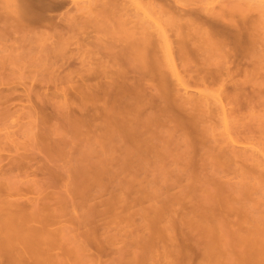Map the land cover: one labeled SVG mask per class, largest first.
<instances>
[{
    "label": "bare ground",
    "instance_id": "6f19581e",
    "mask_svg": "<svg viewBox=\"0 0 264 264\" xmlns=\"http://www.w3.org/2000/svg\"><path fill=\"white\" fill-rule=\"evenodd\" d=\"M137 1L138 0H0V10L4 7V11H0V62L3 64V51L7 52L6 50L9 48L5 45L4 47H7V49L5 50L3 49L4 47L2 48V44L5 41L13 40L14 42H17V48L14 49L10 47L9 50L12 49L13 51H9V56L7 55L8 57L5 56L7 58L6 60L9 61L8 63L11 61V63L17 64L21 63L23 59L25 60L26 56L28 57L27 53L30 49L29 45L36 38L48 41L50 37V40L55 37V40L53 39L51 41L52 43L50 42L51 44L45 43L41 46V60H48L49 57L54 54V51L58 46L65 45L66 43L68 44L71 41L70 38L74 39L73 35L72 37L70 35L67 36L66 32L71 31L74 33L75 30L80 31L82 28L92 25L97 32L107 35L106 37L108 40L113 38L114 43L103 48V55L101 54V57L98 56V54L101 53L99 51H96L97 54L94 53L93 50H91L93 52L92 54L91 51H87L90 56L89 57L88 54L86 55L89 57V60L87 59L88 57H86L89 61L86 60L88 62L86 66H88V68H85L88 72V79L92 81L94 78L98 77H95V75L100 74V79L98 78L100 83L98 82V85H96L97 81L89 82V80H87L88 82H85L84 80V84L88 83V87L86 85L87 89L82 93L81 101L85 102L84 104H92L91 106H95V109L96 105L102 103V107H100L102 108L100 109L101 111L98 110L97 112L91 106L88 108L92 109L91 111H93V114L97 113L100 115V112H102V115L98 117H103V124H101L102 127L100 126V133H93V130V134L88 135V137L86 136V139L88 140L86 142L87 144H84L86 146H84L85 150L83 151L85 159H81L82 161L80 160V164H76L78 170L76 171V169H74L75 172H72L75 174V178L72 177V179L74 182L76 181L74 190H77L74 192L77 195L78 193L81 195L82 192L85 191V193H83L85 195L87 190L89 191L86 187L88 186L90 188L91 181H96L97 183L100 178L102 179L101 175L102 172H105L106 163L108 162L107 164H109L110 162V164L114 163L116 166L118 164V169L121 168V172L125 171V173L122 174H126L129 171L136 173V175L134 174V176L131 177V180L128 176L127 178H123V180H126V183H124L125 185L128 183L131 185V181L134 182L133 186L134 184H140L138 185L139 187L136 185L138 187L137 189H139V193L137 192L138 196L144 195L146 198L145 194L149 193L147 196L154 198V200L155 198L159 200L158 198L161 197V188L164 187L166 189L165 185H168V182L171 180L170 171L166 170L169 163L185 162L184 164H181V168L179 166L180 169L176 168V170L178 169L177 171L179 174L181 173L185 175L186 179L189 180V185L186 182L187 186L185 184L181 185L186 186H184V189H181V193L175 194L174 196L172 195V197L169 196V198L164 197L166 204L162 205L163 207H159L152 203L154 206L152 209H149L153 212L151 215H153L154 218H159L167 211L174 212V208L176 207L173 206L176 205V203L182 206V209L185 208L186 212H184V210V213H182L181 207H178L181 209L180 211L182 215H180L185 217V219L187 218V221L183 218L186 221H184V225L187 228L184 229L187 231L189 230L193 236H197L198 243L196 242L197 244H194V246L198 245V249H196L199 251V253H197V250H195L197 253H195V256L198 257L199 255L197 264H264V202L262 201V197L264 196V160L258 159L260 156L258 155L259 157H257V154H259L257 152L260 150L257 151L255 141L251 140L255 139L258 142L259 138L256 139L257 134L260 135L262 133L257 132L263 131L264 134V118L262 117L263 115L259 116L258 113V116L254 115V112L253 114L249 113V111L251 112L250 109H252L251 105H253V111H255L254 104L258 106L259 102L262 101L260 98L262 97V94H264V88L262 89L263 91L261 90V81L263 79L260 81L259 77L256 76L257 73H255L259 69L262 70L264 68V65H261V60L264 58V45L261 46V41L259 40V37H257L258 35L255 34L256 31L254 30L256 26L253 22L249 21L250 18H247L243 12L246 9L242 11L241 8L231 5L225 8L221 7L222 9L218 8L217 11H213V8L215 7H213L212 10L209 7L202 6L195 9L192 7L189 9L175 8L176 10L173 11L170 5V9L167 7L168 5H164V7L169 9L166 10V8L164 9V7H162L163 5H158L157 2L155 5L160 6L158 9H162L161 12H159L162 20L160 19V16H158V20H150V17L144 12H138V9H141L140 6L142 4H139L140 2L138 3ZM155 1H159L161 4L163 3V0ZM131 5H135L137 10L134 8L131 9ZM61 9H65V11H62ZM216 9L217 8H215V10ZM56 10H61L63 12L62 17L58 13V17L60 16L59 21H57L55 13V15L49 14V12H54ZM155 11H153V13ZM203 12H206V15ZM58 23L60 24L58 25L60 28L57 26ZM62 23L63 26H61ZM41 26H49L48 28H50V31L53 30V34L49 37L51 34L49 31V34L47 33L48 36L43 32L40 33L38 30ZM45 29L47 30V27ZM168 31L171 32L170 35ZM75 36H77V34ZM97 40L96 43L99 41ZM93 41L94 40L92 39V45ZM70 45H73V43ZM83 48L85 49V47ZM77 53L78 52H76V54ZM95 54L97 55V58ZM238 57H242V60L249 57L253 58L255 60V62L253 61L255 64L253 66H255V68L252 66L254 71H246L248 69L247 67L245 70H243L242 67L238 68L242 62L240 59L241 62L239 63L240 60ZM233 58L238 59L236 61V63H239L238 66L233 65ZM231 63L233 66L237 67L236 69H238V71H236L235 67L230 66ZM180 67H183L185 71L193 74H190L193 78L190 75L188 76H190L194 82L192 87L195 89L198 88V91H195V94H189V92L182 86L187 85L188 82L185 83L183 79L186 78L183 77L189 73L186 72L187 74H185L184 71L180 70ZM240 68L244 71L243 75L245 77H243V80L235 74L236 72H240ZM69 78L71 79V77ZM206 78L212 79V83L217 84L220 87H218L219 93L217 96L219 102H216L219 103L220 110H218L222 114L221 119L224 131L222 130L219 132L224 133H220L219 135L223 139H217L218 134H216V129H214L213 125L208 124L211 118L206 115V109H204L206 103V99L204 100V92L205 88L208 89V87H204L205 80L203 86L198 83L199 79L203 82V79ZM209 79L206 80L209 82ZM250 82L254 86L250 91L251 93L247 92L250 93L247 95V88L245 86ZM176 84H178V86L180 85L181 88H184L185 94L181 93V89L177 90L179 87ZM191 84L189 81V86ZM1 94L2 93H0V96L2 98L6 95V93H3V95ZM9 95L10 94H7L5 99H9V97H7ZM19 98L21 97L19 96ZM8 99L6 100L8 101ZM1 100L0 105L1 102H5L4 99ZM253 101L257 102L254 103ZM99 102L100 104H98ZM9 104L10 102L6 104L2 103L1 107L3 106L4 108L0 111V121L4 120L6 116L8 117V114L12 111L8 110V108L12 109L9 107ZM228 105L230 106L228 107ZM5 107H7V109ZM240 109H249L247 112L249 115H242L244 110L240 111ZM262 110L264 111V109ZM237 112H241V114H238ZM92 117L96 118L95 114ZM34 121L36 120L34 119ZM212 121H214V119ZM251 122L256 124V126L254 125V127H252V124L250 126ZM216 123L219 122L217 121ZM35 127L37 126L35 125ZM251 127L256 128L252 129ZM246 128L247 132L245 130ZM257 128H259L258 130L260 131H257ZM30 129L31 127L29 130ZM253 130L257 132L254 133ZM32 132L36 134L35 131H31V135L33 134ZM244 133L247 135L245 134V136H243ZM231 134L232 136L236 134V136L232 137ZM251 134L253 138L249 137ZM39 135L40 133L38 135L36 134V138ZM222 135H225L226 137L224 136V138ZM259 135L258 137L262 139V136ZM41 137L42 136H40V138ZM5 138L7 137L5 136ZM32 138L34 137L32 136ZM37 140L41 141L42 139L40 140L38 138ZM31 141L33 140L31 139ZM233 142H238L241 146H236ZM39 143H43V140ZM39 143H37L38 146ZM49 143L47 142L46 145L43 144V147L46 153H49L50 155V151L55 145L50 148L49 145H52V143ZM242 144L250 146H243ZM34 146H31V148H34ZM40 146L42 149V145ZM52 150H55V148ZM263 150L264 149H262V151ZM54 153H56L58 157L64 156L63 154V156H59L61 154L57 151ZM115 154L119 155L114 157ZM198 154L201 156L200 163L208 164L207 167L212 171V173L210 172L212 176L216 173H219L220 175L221 172L228 174L225 173L226 171H231L232 173H229L233 175V171L236 167L235 172L238 171L237 173L239 174V177L238 174L234 172L237 174V176L234 174L236 177L235 179L238 177V180L239 178L240 180L238 182L236 181L237 184H234V182H232L233 184H230L231 181L227 184V180L224 183L225 180H222L223 173L221 178L217 175L219 176L217 177L219 179L218 182H216L217 178L215 179L214 177H208V179L204 178L208 173H205L206 175L203 174L204 176L201 178L204 171H201L202 173H200V176L196 173L197 171H195L197 168L193 169L195 166H198V169H201L199 168L200 164L198 165V158H200ZM191 155L195 156L191 157ZM191 158H194V161L197 163L193 162ZM201 160L203 162H201ZM19 161L17 160V168H19V165L22 162L20 161L19 163ZM248 161L251 162V164L254 163L252 168H247V164L243 166L244 163H249ZM237 163H239V165H237ZM240 163L243 168H240ZM27 164L28 163L26 162V165ZM109 165L108 167H110ZM236 165L239 166V168ZM200 166L204 167L205 164H201ZM173 169L175 168H171V170ZM144 170H150L149 172L153 173L152 177H150L151 179H146L142 173H140L142 171L144 172ZM138 171L143 178L137 174ZM116 172H119V170ZM119 174L121 173L119 172ZM175 175L177 174L175 173ZM10 176L9 179L13 177ZM2 177L0 178V192L1 189L5 187V189L2 190V193L6 194L5 196L7 197V195L12 193V191H7L11 190V186L9 187V185H12L14 181L13 178L10 179L12 180L11 184V181L8 178L5 179L6 176L4 178ZM124 177L126 176L124 175ZM118 178L120 179L119 176ZM181 179L179 182H181ZM235 179L233 178V180ZM127 180L130 181L127 183ZM99 182L98 184H100ZM145 182L147 186L143 184ZM15 183L17 182L15 181L14 184ZM96 183L91 182L93 185ZM121 184L123 185V182ZM161 184L165 185L162 187ZM178 185H180V183L175 185V187H178ZM143 187H146L145 194L140 193V191H144L140 190V188L144 189ZM15 188L17 187H14L13 189ZM166 190L169 191V189ZM168 191L164 192L169 194L170 192ZM1 194L0 253H7L9 250L18 249L16 254L13 252L10 253L11 258L17 257L16 259H13L15 263L25 264V259L28 260L27 258L35 262H40L42 259L34 256L30 251L37 250L38 247L41 246V240H43V238L39 235L41 229L40 225L45 224L44 218H48L56 213V208L51 206L50 208L55 209L51 210L49 209L50 203L47 204V202H44V205L42 202L41 204H43V206L40 204L42 208L40 206L37 208L38 206L34 205L37 207L34 209L31 207L28 210V207H26L27 205L25 206L22 202H18L19 200L17 201L10 198L12 194L7 198L3 194L1 196ZM253 195H255V198L257 196L258 199L256 201L254 200L255 198L252 197ZM157 196L160 197L157 198ZM141 197V199H143V196ZM251 197L254 199H250ZM138 198L140 199V196ZM260 198H262V200H260ZM56 199L57 197L55 200ZM249 200H254L255 202ZM187 203H190V205L187 206L188 208L185 206ZM176 215H178V213ZM165 217L167 216L165 215ZM175 218H177V216ZM170 219L173 221V218ZM158 220H160V218ZM37 222H39L40 225H35ZM179 224L180 223L177 225ZM169 225H166V227ZM170 226L173 227V224ZM170 226L168 229L171 231L172 229H170ZM22 231H28L29 235L25 237L19 235L18 233ZM183 234L185 235V233ZM185 236H188V232ZM189 236L193 239L192 235ZM194 238L196 241L195 236ZM189 242H191V240ZM184 244L186 245V243H183V245ZM178 245L179 244H177V246ZM153 247H155V245ZM146 248L148 249V247ZM169 249L168 251L167 249L164 250L165 258L164 256L163 258L165 261L162 259V261H164L163 263H161V260L146 262L143 261L145 259L136 257L131 259L127 264H180L179 262L183 261L184 258L180 259L179 255H184L186 258L187 262L183 261V264H190L189 262H191V258L189 257H191L192 254L191 249L188 250V248H184L185 250H183L180 248V245L179 249L181 250L176 249V246L175 248L173 247L170 250ZM188 252L190 254H188ZM169 256H175L176 259L179 258L180 261L178 262V259L176 260L173 258L176 260L175 262V260L170 259ZM195 256H193V258H195Z\"/></svg>",
    "mask_w": 264,
    "mask_h": 264
},
{
    "label": "rangeland",
    "instance_id": "374dc122",
    "mask_svg": "<svg viewBox=\"0 0 264 264\" xmlns=\"http://www.w3.org/2000/svg\"><path fill=\"white\" fill-rule=\"evenodd\" d=\"M160 1H162V0H160ZM137 2L138 3L140 2L139 4H142L140 6L141 9H138L139 10L138 12H140V13L144 12L148 17H150L149 18L150 20H158V18H159L158 16L161 15L159 12H161L162 9L161 10H160V8L158 9V7H160V6H158L159 4L161 6L163 5L162 7H164V5L165 6L168 5L167 7L169 9L172 7L173 11L176 10L175 8H177V9L178 8L189 9L192 7L193 9H195V8H198L199 6L200 7L201 6L202 7H209L211 9L213 7H215L217 9L215 10V8H213L214 10L213 9L212 10L217 11L218 8L222 9L221 7L225 8V7H229L230 5L235 6V7L237 6V8H241L242 11L246 9L243 12L247 16V18L248 17L250 18L249 21L253 22V24H255V26L257 28V29L255 28V30H254V31H256L255 34L258 35L257 37H259V40L261 41V44H262L261 46L264 45V0H163L162 4H161V2L155 1V0H152V1L151 0L150 1L149 0H138ZM147 2H148V4H147ZM156 3L158 5H155ZM165 3H167V4H165ZM232 3L233 4L236 3V4L233 5ZM151 4H152V6H151ZM167 7H164V9L166 8V10H169V9H167ZM3 8H1L0 11L3 12L4 11ZM132 8L137 10L135 5H131V9ZM61 10L65 11V9H61ZM61 10H58V11L56 10L57 12L51 11V12H49V14H51V15L56 14L55 16H57L56 17L57 21H59L60 16L62 17V13H63ZM153 11H155V12L153 13ZM58 13L60 14L59 17H58V15H59ZM203 13H205V15H206V12H203ZM160 19L162 20L161 16H160ZM163 19H164V17H163ZM60 23H61V20H60ZM58 25H60V24L58 23L57 26ZM61 26H63V23L61 24ZM43 27H45V26H41V27H39L40 29L38 28L39 30L38 29L37 30L40 33H42V32L45 33V35L48 33V31H49V33L51 32V34L49 35V37H50L53 34V32H52L53 30L50 31V28H48L49 26H46L47 30L45 29L46 27L45 28H43ZM58 27L60 28V26H58ZM83 29H85V30H83ZM56 30H58V29H56ZM77 31L75 30L74 33L71 31L66 32L67 36L70 35L72 37V35H73L74 39L70 38L71 41L70 42L68 41L69 42L68 44L66 43L65 45L58 46L55 49L54 54L51 55L48 60H46V59L41 60L42 59V57H41L42 55L40 52L41 46L44 45L45 43L51 44L52 43L51 41L53 39L55 40V37H53L52 40H50L51 37H50V39L47 38L48 41L47 40L45 41L44 39H40V38L34 39L31 42V44L29 45L30 49L28 50V53H27L28 57L26 56L25 60L23 59L21 63H17V64L11 63V61H10V63H8L9 61H7L6 60L7 58L5 57L7 55L9 56V51L12 50V49L9 50L10 47H12L14 49L17 48V45H18V44L16 45L17 42L10 40V41H5L2 44L3 45L2 48L4 47V45L9 47V48L8 49H7V47L3 48L5 50L7 49L6 50L7 52L3 51L4 55L3 54L2 55L5 59L2 57L3 64H1L2 62H0V65H1L0 71L3 70V71H1L2 73L0 72V74L2 75V76L0 75V79L2 80V81L0 80V93H2L1 95H3V93H6V95L7 94H10V95L7 96V97H9V99L6 98V99H8V101L5 99L6 95H4V98H2L0 96L1 99L5 100V102H1V105H2V103L6 104V103L10 102L9 107L12 109L8 108V110L9 111L12 110L11 111L12 113L10 112L11 114L9 113L8 117L6 116V118H4V120L0 121V178L2 176H4V177L6 176L5 179L6 178L9 179L10 175H11L10 177L13 176L12 177L13 181L14 182L16 181L17 183L14 184V182H13V184H12V180H10L12 178H10L9 180L11 181L10 183L13 186L15 185L14 187H17V188H15L16 189L15 190V189H13L14 187L12 185H9V187L11 186V188H10L11 190L10 191L8 190L7 192L12 191V193H11L12 195L9 194V195H7V197L11 195L10 198L17 200V201L19 200L18 202H20V203L22 202V204L25 206L27 205L26 207H28V210L31 207H33L32 209L36 208L37 206H38L37 208H39V206L42 202L43 203L47 202V204L50 203L49 209H51V210H55L54 208L53 209L50 208L51 206L56 208V213L54 215L49 216L48 218H44L45 224L40 225L39 222H37V224H35L37 226H38V224L41 226L39 235L43 238V240H41V246H39L37 250L30 251V253L36 257L41 258L42 260H40V262H37V261L35 262V261L27 258L28 260L25 259V264H127L128 262H130L131 259H134L136 257L145 259L143 261H146V262H151V261H156V260L160 261L161 260V263H163L165 261L164 260V258H165L164 250L167 249V251H168L169 248L170 249L173 247L175 248V246H176V249H179V245H180V248L183 250H185L184 248H186V249L188 248V250L191 249L192 254H191V257H189V258H191V260H190L191 262H189V261L188 262L190 264H197V261H198L197 259L199 258V255H198V257H196L195 255L197 253H199V251L197 250L198 245H195L196 246L195 247L194 244L198 243L197 242L198 239H197V236L194 235L196 237V241H195L193 234H191L189 232V230L188 231L185 230L187 228L184 225V221L185 220L187 221V218L185 219V217L181 216L182 213L186 212L185 208L182 209V206H180L179 204L176 203V205H178V206H176V205L173 206V207H176V208H174L175 211L174 212L173 211L172 212H170V211L166 212L165 211L166 213L165 214L163 213L164 215L162 214V216L159 217L160 220H158L159 219L158 217H155V218H157V219H155L153 217V215H151V214H153L152 210H149V209H152V207L154 205H157L159 207L160 206L163 207L162 205L166 204L164 197L169 198V196L172 197V195L174 196L175 194H179V193H181L180 192L181 189H184L187 186L186 182L188 183L189 180L186 179L184 174H181V173L179 174L177 171L178 169L176 170V168H179V166L181 168V164H184L185 162L184 163L179 162L180 164L177 162L176 163L171 162L172 164L169 163V166H167L168 168L166 170L170 171V178H171V180L169 181L170 183L168 182V185L167 184L166 185L161 184L162 187H163V185H165L166 189H169V191L166 190L164 187L163 188L160 187L161 188V193H160L161 197L157 196V198L160 197V198H158L159 200H157L156 198L154 200V198H150V196H147V195H149V193L145 192L146 187L145 188L143 187L144 189L140 188V190H144L142 192L140 191V193L141 194L146 193L145 194L146 198L144 195H139L140 196V199H139L138 198L139 197L138 196V193H139L138 190L139 189H137V188L139 187L138 185H140V184L139 183H138V185L136 184L138 186L137 187L135 184L133 186L134 182H132V181H131V183H132L131 185H130V183H128L132 179L131 177L134 176V174L136 175V173L126 171L129 174L128 173L122 174V173H125V171L121 172V168L119 167L120 169H118V164L116 166V164H114V163L110 164V162H109L110 165L107 164L108 162L106 163V168L104 170L105 172H102V175H101L102 179L101 178L99 179V181L100 180L101 181L100 182L97 181V183H96V181H91V182H94L96 184L93 185L90 182L91 186L88 184L90 186V188L88 186L86 187V189L88 188L89 191L87 190L85 195L83 194V193H85V191L84 192L81 191L82 192L81 195H83V196H81L79 193L77 195L74 192L77 190H74L75 189L74 187L76 186V183H75L76 181L74 182V180L72 179V177L75 178V174L72 172L74 171V169H76V171H77L78 166L76 164H78L81 159L82 160L85 159V157L83 156L84 155L83 151L85 150L84 146H86L84 144L88 140L86 138L88 137V135H91L95 132L100 133L101 132L100 126L102 127L101 124H103V120H102L103 117L102 116H101L102 118L98 117V116L102 115V112H100V115H98L97 113H94L96 118L92 117V116H94V114L92 113L93 111H91L92 110L91 108H88L92 104L86 103L87 104L86 105V104H84L85 102L81 101L82 100L81 95L87 89L86 85L88 87V83L84 84L85 82H88L87 80H89L88 75H87L88 72L85 69L86 67L88 68V66H86V64H88V62H89L88 60L90 57L88 52H90L91 50H93L94 53H96V51L97 52L99 51L101 53L98 54V56L101 57V54L103 55V48L114 43L113 38L111 39L110 36L108 35L110 38L108 40L106 37L107 35L100 34L99 32H97V30L92 25L86 26V27L82 28L80 31L79 30H77ZM85 31H86V34H85ZM90 32H91V34H90ZM168 33H169V35L171 34V32H169V31H168ZM48 34H47V36H48ZM76 34H77V36H75ZM94 36H95V38H94ZM87 39H89V40H87ZM92 39L94 40L93 45L91 44ZM80 40H82V41H80ZM96 40L99 43L98 42L96 43ZM85 41H87V42H85ZM100 41L102 44L100 43ZM88 42H90V43H88ZM72 43H73V45H70ZM99 44H101L102 46ZM83 47H85V49ZM76 52H78L79 54L78 53L76 54ZM14 53H16V52H14ZM92 53L93 52L91 51V54ZM87 54L89 57L86 56ZM79 55H81L83 57H81ZM44 56H45V54H44ZM86 57H88L87 58L88 60L86 59ZM96 58H97V55H96ZM238 58H239V60L243 59L242 57H238ZM44 60H46V61H44ZM232 60L234 61L233 65H235V66H238L239 63L241 62V60H240L239 63L237 62L238 63L237 64L236 61L238 59L233 58ZM244 60H242V62L238 66V68L242 67L243 70L248 68L246 70L248 72L254 71L253 67L255 68V66H253V65H255L254 64L255 60L251 57H249L247 59L244 58ZM0 61H1V59H0ZM246 61H247V64L249 66L246 64ZM261 62H262L261 65L263 66L264 65V58H263V60H261ZM5 63H7V64H5ZM6 65H8V66H6ZM233 65L231 63L230 66H233ZM235 66H233V67H235ZM180 68H181L180 69L181 71H184V73L187 74L186 72H188V71H185L183 69V67H180ZM236 68L237 67H235V69ZM242 69L240 68V70H239L240 72H238V73L236 72V71H238V69H236V71H235L236 72L235 74H237V76H239V78L241 80H243V77H245L243 75L244 71ZM4 71H5V73H4ZM188 73L189 74L184 75L182 72V74L184 75V77L183 76L182 77L186 78L183 80L185 81V83L188 82L187 83L188 87H187V85H182V86L189 92V94L190 93L195 94V91L197 92L198 88L195 89L194 87H192L194 82L190 78V76L192 77L193 74L190 72H188ZM255 73H257L256 76L259 77L260 81L263 79L261 81L262 82L261 90H262L264 88V86H263L264 85V68L262 70L259 69ZM82 74L84 75V77ZM190 74H192V75H190ZM7 75H8V77H7ZM85 75H86V77H85ZM99 75L100 74L95 75V77H97V76L98 77L94 78V80H92V81H97L96 85H98V82L100 81ZM188 75H190V76H188ZM69 77H71L72 80ZM62 79H64V80H62ZM206 79H209V78H206ZM206 79H203V82L201 79H199V81L198 80L197 81H198L199 85L201 84V86H203L204 80H205L204 87L205 86L208 87V89L205 88V92H204V94H205L204 100L206 99V103H207V104L205 103L204 109H206L205 110L206 115L211 118L208 124L213 125L214 129H216V134H218L217 135L218 137L216 136L217 139L218 138L223 139L219 135L221 133L219 131H222V130L224 131V127H223L222 119H221L222 114L219 111L220 110L219 109V103H217V102H219V100L217 99L218 98L217 96H218V93H219L218 90L220 87H219V85L212 83L213 82L212 79H209V82ZM53 80H54V82H53ZM84 80H85V82H84ZM103 80H105V79H103ZM186 80H188V81H186ZM200 80H201V82H200ZM90 81L91 80H89V82ZM189 81H190V84L192 82V84L190 85L191 87L189 86ZM82 84H84V85H82ZM94 84H95V82H94ZM176 85L178 86V84H176ZM80 86H81V89H80ZM83 86H85V87H83ZM253 86L254 85L251 82L247 83L245 86L247 88V91L245 90L246 93L250 92L252 90ZM178 87H179V89L176 87L177 90L181 89L180 91L183 94L185 92L184 88L183 87L181 88L180 85ZM26 93H27V95H26ZM250 93H247V95ZM19 96L21 98H19ZM263 96H264V94H262V97ZM262 97L260 99L264 102V97L263 98ZM20 99H21V101H20ZM262 101L259 102V104L257 103L258 106L256 104H254L255 105V107H254L255 111H253V105H251L252 106V109H250L251 112L249 111V109L248 110L247 109H242V110L240 109V111L244 110L242 112V115L245 114V116H248L249 113L253 114V112H254V115H256V116L263 115L262 117L264 118V111L262 110V109H264V103ZM97 102H96V104H97ZM256 102H254V103H256ZM96 104H94V105H96ZM98 104H100V102ZM101 104L96 105V109H95V106H91V107H93L98 112V110L102 109V108H100V107H102ZM245 104H246V102H245ZM1 105H0V108H1L0 111H2V108H4L3 106L1 107ZM260 105H261V107H260ZM229 106L230 105H228V107ZM14 107H15V109H14ZM16 107H17V109H16ZM246 107H248V106H246ZM5 108L7 109V107H5ZM240 108H241V106H240ZM244 108H245V106H244ZM237 109H238V106H237ZM238 111H239V109H238ZM248 111H249V113H247ZM207 112H209L210 114ZM237 113L241 114V112H237ZM257 113H258V115H257ZM90 115H92V116H90ZM90 117H92V118L89 119ZM248 118H246V119H248ZM34 119L36 121H34ZM213 119H214V121H212ZM246 119H244V120H246ZM32 121L35 122V123L34 122L33 123L37 127H35V125L33 123H31ZM39 121H40V123H39ZM217 121L219 123H216ZM26 124H27V126L28 125L29 126L27 127ZM217 124H219V125H217ZM251 124H252V127H254V125L256 126V124H253L252 122L250 123V126H251ZM30 127H31V129L29 130ZM53 128H54V130H53ZM55 128H56V131H55ZM248 128L250 129L249 126H248ZM255 128H252V129H255ZM258 129L259 128H257V131H260ZM245 130L247 132V128ZM31 131H35L37 135L40 133V135L36 138V136H35L36 134L34 132H32L33 134L31 135ZM41 131H43V132H41ZM92 131H93V133H92ZM217 132H219V133H217ZM256 132L254 131V133H256ZM43 133H44V135H43ZM222 133H224V132H222ZM257 133L263 134V131L257 132ZM232 134H234V133H232ZM232 134H231V136H232ZM245 134L246 133H244L243 136H245ZM262 134H260V135L257 134V138L255 137L256 139L259 138L258 142L255 139H251L252 141H255V145H256L255 147H257V151L260 150L259 152H257V153H259V154H257V157L260 156V158H258L260 160H264V150L262 151V149H264V147H263L264 146V139H263L264 134H263V136H262ZM258 135L262 136L261 137L262 139H260V137H258ZM5 136L7 138H5ZM32 136L34 138H32ZM40 136H42V137L40 138ZM222 136L224 137L225 135H222ZM233 136H236V134ZM239 137H240V135H239ZM249 137L253 138L252 134ZM38 138L40 140L42 139L43 143L40 144L39 142H42V140L39 141V140H37ZM31 139L33 141H31ZM65 139H66V141H65ZM50 140L52 142L54 141L55 144H54V142L52 143ZM242 140H244V139H242ZM29 141L31 142V144ZM35 142H36V144L39 143V146L42 145V147L44 146L43 144L46 145L47 142L48 143L50 142L49 144L52 143V145L47 144L50 146V148L54 145L56 147L55 146L53 147V148H55V150H52L53 148L51 149L50 155H49V153H46L44 147L41 149V146L39 147L38 144L36 146ZM233 143L236 146H241V144L238 142H233ZM257 143H259V144H257ZM32 144H34L36 147ZM242 145L244 146L245 144H242ZM31 146H34V148H31ZM245 146H250V145H245ZM24 147H25V149H24ZM59 147H61V148H59ZM55 151H57L58 153L60 152L59 154H61V155H59V156H63V155L64 156L58 157V155H56V153H54ZM62 151H64V152H62ZM118 155L115 154L114 157H117ZM192 156L193 155H191V157ZM114 157H112V158H114ZM198 157H196V158H198ZM60 158H62V159H60ZM19 159H20V161H22L21 163H20ZM198 159H199L198 165L199 164L200 165L205 164V166L202 167L199 165V168H201V169H198V166L196 167L194 165L195 168H193V169L197 168L198 170L196 169L195 171H197L196 173L199 175H200V173H202L204 171L202 173V176L200 175L201 178H203V176L206 175L205 173H208V175H206L207 177L204 176V178H207V179H208V177H214L216 179L219 176H220L219 178H221V175L223 172H221L220 175H219V173H216L214 176H212L211 175L212 171L209 169V167H207L208 164L207 163H204V164L200 163L201 156ZM17 160L19 161L20 165H23V164L24 165L23 166L19 165V168H17L18 167V165L16 167V164H18ZM191 160L193 162H196V161H194V158H191ZM240 161H238V162H240ZM26 162L28 163L27 165H26ZM201 162H203V161L201 160ZM252 162H254V161H252ZM84 163H87V162H84ZM196 163H194V164H196ZM241 163H240V165H241L240 168H243V166H245L246 164H247V166H246L247 168H252L253 164H254V163L251 164V162H249V163L243 162L244 165L242 166ZM10 164H11V166H10ZM108 165L110 167H108ZM237 165H239V163H237ZM237 167L239 168V166H237ZM171 168H175V169H173L174 172H173V170H171ZM205 168L209 169L210 171L205 169ZM210 168H211V166H210ZM117 170H119V172L121 174H119V172H116ZM205 170H207V171H205ZM235 170H236V167H235ZM235 170L233 171V175L230 174V173H232L231 171H229L230 173L227 171L226 172L224 171L225 173H228V174L223 173V175H222L224 177V178L222 177V180L223 179L225 180V181L223 180L224 183L227 180V182H226L227 184L230 181H231L230 184H233L232 182H234V184H237V182L240 180V178L238 180L239 174L237 173L238 171L235 172ZM149 171L150 170H148V171L144 170V172H148V173H144L143 171L140 173H142V175L146 179L147 178L151 179L150 177H152L153 173H151ZM234 172L238 174L237 179H235L236 178L235 175L237 176V174H235ZM140 173H139V171L137 172V174L142 177V175ZM175 173L177 175H175ZM209 174H210V176H209ZM120 175H122V176H120ZM124 175L126 177H124ZM217 175H219V176H217ZM70 176H71V178H70ZM118 176L120 177V179L118 178ZM127 176L130 178V180H127V183L129 184V186H128V184L125 185L124 183H126V180H123V178H127ZM172 176L174 177V179ZM4 177H2V178H4ZM179 178L180 179L182 178L181 182H179L180 181ZM226 178H229V179H226ZM233 178L235 180H233ZM121 180H123V181H121ZM120 181H121V183L123 182V185L120 183ZM218 181H219V179L217 178L216 182H218ZM98 182L100 184H98ZM77 183H78V181H77ZM179 183H180V185H178V187L177 186L175 187V185H177ZM143 184H145V186H147L146 182ZM182 184H185L186 186L185 185L181 186ZM170 185L172 188L170 187ZM188 185H189V183H188ZM211 185H213V184H211ZM213 186H215V185H213ZM173 187H175L176 189ZM124 188H127V189H124ZM3 189H5V187H3ZM3 189H1L0 194L2 193ZM162 189H163V191H162ZM164 191H166V192L168 191L170 193L168 194ZM2 194L4 196L6 195L4 193H2ZM2 194H1V196H2ZM141 196H143V199H141L142 198ZM56 197H57L56 200H58V201L55 200ZM252 197L255 198V195H253ZM252 197L250 199H254ZM262 198H263V200H262ZM262 198H260V200H262L264 202V196ZM257 199L258 198L256 196V198L254 200L256 201ZM161 200H164V201H161ZM254 200H252V201H254ZM249 201H251V200H249ZM45 203H44V205H45ZM152 203H154V205H152ZM34 205H37V206H34ZM188 205H190V203H187L185 206L187 207ZM41 206H43V204H41ZM47 207H48V205H47ZM165 207H166V205H165ZM168 207H167V209H168ZM178 207H181L182 210ZM163 210H164V208H163ZM180 210L182 211V213ZM144 211L145 212L148 211V212L145 213ZM167 213H169V214H167ZM177 213H178V215H176ZM165 215L167 217H165ZM176 216H177V218H175ZM170 218H173V221ZM168 222L170 223V225L173 224V227L170 226ZM176 223L177 224L180 223L179 225L181 227L179 225H177ZM166 225H169L170 229H172L173 231L171 230L172 231L171 232L168 229L169 226L166 227ZM180 228H182V229H180ZM166 229H168V230H166ZM174 230H175V232H174ZM186 231L188 232V236H185L187 234ZM182 232L185 233V235ZM28 233H29L28 231H22L18 234L25 237V236L29 235ZM189 235H192L193 239H191V236H189ZM189 239L191 240V242H189L190 241ZM146 243H147V245H146ZM183 243H186V245L185 244L183 245ZM177 244H179V245L177 246ZM154 245H155V247H153ZM172 245H173V247H172ZM144 246L148 247V249ZM181 249H179V250H181ZM195 250H197V253ZM17 251H18V249L9 250L7 253L5 251H4L5 253H0V264H17L13 260L14 258L16 259L17 257H12V258L10 257L11 252L16 254ZM189 252H188V254H190ZM163 256H164V258H163ZM179 256H180L179 257L180 259L184 258L183 261H186V258L184 257V255H179ZM188 256H190V255H188ZM193 256H195V258H193ZM171 257L169 256V258L172 260L176 259L175 256H173L172 258ZM173 258H175V259H173ZM179 258H177L178 260L176 259L178 262L180 261ZM162 259L164 261H162ZM176 260H175V262H176ZM183 261H181L179 263L181 264Z\"/></svg>",
    "mask_w": 264,
    "mask_h": 264
}]
</instances>
